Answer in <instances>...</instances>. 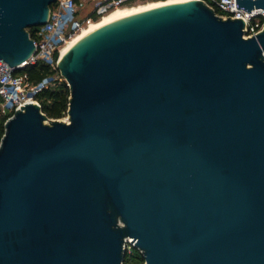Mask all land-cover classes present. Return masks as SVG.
<instances>
[{"label":"water","instance_id":"95a60500","mask_svg":"<svg viewBox=\"0 0 264 264\" xmlns=\"http://www.w3.org/2000/svg\"><path fill=\"white\" fill-rule=\"evenodd\" d=\"M55 0H0V58ZM247 12L264 0H235ZM202 1L135 13L59 58L68 119L27 102L0 139V264H264V27Z\"/></svg>","mask_w":264,"mask_h":264},{"label":"built area","instance_id":"2783aa9c","mask_svg":"<svg viewBox=\"0 0 264 264\" xmlns=\"http://www.w3.org/2000/svg\"><path fill=\"white\" fill-rule=\"evenodd\" d=\"M131 0H55L49 9L45 23L30 27L34 52L14 67L0 58V114H10L27 102L39 104L36 95L43 89L65 80L57 68L62 46L85 25L108 11ZM213 8L219 16L241 18L244 22L243 37L257 34L264 27V9L252 8L249 12L237 8L235 0H200ZM38 61L52 72L41 80L33 82L24 68ZM125 251L131 252L132 239L125 240Z\"/></svg>","mask_w":264,"mask_h":264},{"label":"trees","instance_id":"16d2710c","mask_svg":"<svg viewBox=\"0 0 264 264\" xmlns=\"http://www.w3.org/2000/svg\"><path fill=\"white\" fill-rule=\"evenodd\" d=\"M133 1L131 0L128 5ZM99 19L94 16V20ZM28 78L33 82L41 80L44 76L51 74L48 66L41 61L30 64L24 68ZM70 90L65 80L55 82V84L43 89L36 95L40 110L48 119H59L67 113ZM10 114H0V139L4 132V122ZM144 258L140 251L132 247L131 252L125 251L123 264H143Z\"/></svg>","mask_w":264,"mask_h":264},{"label":"bare ground","instance_id":"6f19581e","mask_svg":"<svg viewBox=\"0 0 264 264\" xmlns=\"http://www.w3.org/2000/svg\"><path fill=\"white\" fill-rule=\"evenodd\" d=\"M186 1H193V0H154V1L139 3L135 5H129V6L123 5L116 7L108 11L107 13L101 15L99 19H97L96 21L93 20L87 25H85L71 39H69L61 48V57H63L69 51V49L73 45H75L79 40H81L83 37L111 22H114L126 16L139 13L142 11L150 10L164 5L181 3Z\"/></svg>","mask_w":264,"mask_h":264},{"label":"rangeland","instance_id":"374dc122","mask_svg":"<svg viewBox=\"0 0 264 264\" xmlns=\"http://www.w3.org/2000/svg\"><path fill=\"white\" fill-rule=\"evenodd\" d=\"M149 1H154V0H135V1H133L130 5H135V4H139V3H145V2H149ZM126 6H129V5H126ZM99 18V17H98ZM94 21H96V20H94ZM3 115V114H2ZM48 119V118H47ZM60 120H63V121H65V120H67L68 119V115H67V113L64 115V116H62L61 118H59ZM49 120V119H48ZM144 264V263H143Z\"/></svg>","mask_w":264,"mask_h":264}]
</instances>
